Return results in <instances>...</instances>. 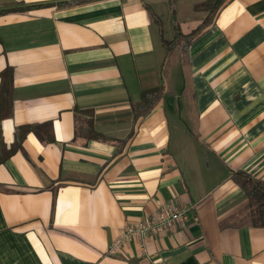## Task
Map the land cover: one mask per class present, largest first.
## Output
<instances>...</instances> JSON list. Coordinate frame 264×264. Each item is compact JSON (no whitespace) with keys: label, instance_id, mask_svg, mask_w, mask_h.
I'll return each mask as SVG.
<instances>
[{"label":"crops","instance_id":"crops-1","mask_svg":"<svg viewBox=\"0 0 264 264\" xmlns=\"http://www.w3.org/2000/svg\"><path fill=\"white\" fill-rule=\"evenodd\" d=\"M179 4L188 33L204 13ZM160 7L173 20L167 0H0V135L21 142L0 160V264H264L234 179L264 180V0H226L172 75ZM167 206L186 219L110 252Z\"/></svg>","mask_w":264,"mask_h":264},{"label":"trees","instance_id":"trees-1","mask_svg":"<svg viewBox=\"0 0 264 264\" xmlns=\"http://www.w3.org/2000/svg\"><path fill=\"white\" fill-rule=\"evenodd\" d=\"M170 6L172 17H173V29H174V36L171 39H166L163 36V26L162 21L157 20L159 25V37L162 41V45L166 50V54L170 53L175 45V41L177 42L179 37H183V41L181 42L180 49H185L188 43L192 40V38L201 31L207 24H209L214 15L218 12L221 6L224 4L226 0H200L193 4V10L204 12V17L202 18L201 22L191 29L188 33H182L179 28V24L176 21V0H167ZM41 5V4H38ZM20 7H15V9ZM22 8V7H21ZM166 57L164 58L165 64ZM12 68L10 66H6L3 70L0 71V120L1 117L8 114L10 111V92L12 87ZM160 91V87H155L151 89L144 90L142 93V99L148 100L150 97L156 96ZM45 124L47 127L50 124L49 122L42 123ZM33 130L36 133L37 125L35 124H28L23 125L21 128L19 127L18 132L24 134L27 131ZM39 134V133H38ZM96 137H104L103 135H96ZM0 143L1 148L3 150L2 157L0 160H3L6 156H8L16 147H18L21 142L19 138L17 142H14V145H11L8 152L6 151V147L4 143H2L1 135H0ZM7 152V154H6ZM234 179L239 184V186L244 191V194L248 200L247 202V214L250 218L252 224L256 226H264V180L255 178L251 176L249 173L238 170L234 173Z\"/></svg>","mask_w":264,"mask_h":264},{"label":"built area","instance_id":"built-area-1","mask_svg":"<svg viewBox=\"0 0 264 264\" xmlns=\"http://www.w3.org/2000/svg\"><path fill=\"white\" fill-rule=\"evenodd\" d=\"M186 219L185 210L182 207L167 206L164 209L154 213L151 217L138 224L125 225L119 235L113 240L110 246V252L114 253L121 248V244L131 237H142L147 232L163 233L167 229L176 225L177 222H183ZM148 264H161L160 261L152 260Z\"/></svg>","mask_w":264,"mask_h":264},{"label":"rangeland","instance_id":"rangeland-1","mask_svg":"<svg viewBox=\"0 0 264 264\" xmlns=\"http://www.w3.org/2000/svg\"><path fill=\"white\" fill-rule=\"evenodd\" d=\"M179 5L181 7L180 10L182 11L183 16L187 15V13L192 12V10H193V8H191V5H190V0H180ZM158 11L164 17V24H163L164 35L166 38H171L173 35V31H174L173 20H171L167 15H165L163 13V9L161 7L158 9ZM182 41H183V37H179L177 42L175 41V43L173 45H175L176 47L173 48L172 53L170 54V56H168V58L165 62V65H166L165 69L167 70L166 74H168V75L169 74L170 75L177 74L174 72H175V68L179 69V67H178L179 63H183L185 65V63H184L185 62L184 61L185 55H183V53L185 54V52H183V49H180V45H182L181 44ZM178 51L180 52V55H181V59H182L181 61L176 60L175 53H177ZM249 220H250V218H249Z\"/></svg>","mask_w":264,"mask_h":264}]
</instances>
